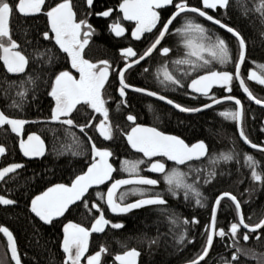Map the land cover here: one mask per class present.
Listing matches in <instances>:
<instances>
[{
  "label": "snow or ice",
  "instance_id": "obj_1",
  "mask_svg": "<svg viewBox=\"0 0 264 264\" xmlns=\"http://www.w3.org/2000/svg\"><path fill=\"white\" fill-rule=\"evenodd\" d=\"M87 9L85 10V18L78 20L77 12L74 11L72 0H52L51 5L46 4V0H0V62L2 67L10 74H21L26 72L29 66V58L21 50L19 43L13 39L11 34L10 21L14 13H19L21 16H37L43 13L47 17V27L43 32V38L48 41L54 39V46H58L60 52L66 54L65 60L70 63V68L61 70L58 73H53L54 78L48 81V95L55 101V106L51 108V120L58 121L63 125L70 127L74 124L73 112L77 110V105H86L95 112L100 113L104 117V121L108 120L109 111L105 107L106 101L102 98V90L109 83L110 74H115L118 77L119 96L125 97L126 90L131 88L137 93H146L148 96H155L161 101L172 105L180 112H200L203 109L211 108L213 104H220L223 101H234L235 110L226 109L219 113L225 119H230L236 122L239 128V137L244 144L249 145L253 149H259L264 152V147L253 143L243 130V106L240 99L231 95L233 91L234 80L239 81V87L246 94L249 100H253L257 105L264 106V100L257 98L250 89L246 86L245 80L242 78L241 66L247 59V40L237 29L223 23L220 19L214 18L206 10H227L231 6V0H200L201 6H191L188 0H121L118 5L119 13H122V20L130 22L131 37L136 41H141L145 34H152L154 30V39L146 47L142 54H138L133 50V47H125L121 49V56L126 61L128 58H136L130 63H125L123 68L113 70L112 65L108 60H99L92 62L84 56L85 49L90 43V37L95 33L93 25L88 23L87 16L95 14L99 17L108 18L113 13V8L108 7L106 10L93 13L94 0H85ZM236 5L243 8L244 15H247L251 9L241 0H236ZM169 6L174 8V11L166 19L162 15V11ZM260 13L261 25L264 26V0L255 9ZM195 14L199 18L210 21L213 25H218L220 29L230 33L237 42V53L233 56L232 50L228 42L221 36L210 33L209 29L204 24L196 22L189 18L186 14ZM184 15V24L175 29V33L184 41L186 51L181 58H178L171 63L175 66L187 65L188 69L184 71V76L190 77V83L184 84L173 71L169 70L168 64H163L158 69L157 78L165 87L176 86L180 88L186 87L191 92L207 97L212 103H205L202 108L185 107L179 103H175L172 99H168L164 95H158L153 91H148L142 87H133L126 81V72L132 68L133 64L139 65L146 58H151L155 52L163 57H167L171 49L162 45L171 31L170 26L177 20L178 17ZM109 29L117 37H123L126 28L122 26L118 17ZM264 37V32L261 33ZM146 38V37H145ZM41 55H47L48 61L58 58L57 54L51 49L46 50ZM138 57V58H137ZM233 64L234 72L229 70H213L215 65L226 66ZM260 69L257 71L249 70L247 79L255 81L260 85H264V64L256 66ZM78 73V78L73 73ZM179 70V68H177ZM203 70V74H197L192 77V73H199ZM148 71V69H145ZM162 77V79H160ZM25 83H34V80L29 77L27 81L21 80L20 87ZM214 86H219L221 89L229 93L218 99L214 95H210V91ZM24 91H19L17 95L21 98L25 96ZM8 99L9 97H5ZM9 108H22V104L13 100ZM63 118V119H62ZM136 117L129 114L127 121L132 122L130 131L125 133L128 145L138 153H142L143 157L148 158V171L162 174L164 183L168 186V191L173 195H177V191L183 189L185 198L189 193L196 197V204L204 207L202 193L198 187L192 183H187V173L182 172L177 167L166 169L165 163L156 161L152 162L153 157H166L168 161L174 162L175 165H184L188 161L199 160L207 154V146L204 141H198L189 146L183 139L175 135H166L158 131L155 127H144L136 123ZM30 121L21 118H11L5 111L0 110V127L5 125L10 126L12 133L21 136L24 126ZM91 122L80 125V132L84 133L87 127H90ZM264 130V129H262ZM101 136L105 140L112 139V129L110 125H105L102 122L99 126ZM80 144V141H76ZM88 143H91V162L86 171L75 175L70 184L57 183L48 187L39 195H35L30 202V211L38 217L44 224L51 225L54 220L63 217L70 210V206L75 205L80 201L89 208V203L85 194L89 188L93 186L103 185L106 182H111L107 188L106 205L107 209L115 215L127 214L134 209L149 205H166L167 201L155 194L149 198H144L148 189L136 186H156L159 181L157 179L148 178L140 175V165L146 161L137 159L134 161L124 160L121 162V171L128 173V178L114 179L113 172L115 169L109 163V157L112 152L107 149L98 148L92 142V137H88ZM19 149L23 156L28 158L40 157L44 155V141L39 135L29 134L26 139L21 138L19 141ZM5 153V148L0 146V155ZM77 154V153H74ZM233 153H221L219 157H212L210 164L215 165L219 159L225 161L232 160ZM245 165L251 167V179L253 181L262 182L264 186V174L257 171V162L254 158L245 153ZM24 166L19 163H11L6 167L0 168V180H4L9 173H15L18 169ZM216 175L215 171H209L205 178V183H211V178ZM131 185L128 191L119 193V202L117 201V190L122 186ZM97 198L101 201L105 200L103 193L97 192ZM129 195L140 196V199L131 203H123ZM227 197L235 206L236 218L231 222L227 230L224 227L217 228V212L222 200ZM16 201L7 199L0 195V205H12ZM95 209L98 216L94 215L91 227H85L78 223L68 222L63 224V239L62 251L64 254L63 264H102V256L108 252L106 246L101 245L99 250L90 253L89 238L93 233L105 232V226L111 225L113 229H121L124 227L122 223H113L105 218L104 209L100 204L92 203L89 210ZM175 223V219H172ZM185 224L189 221L185 220ZM190 223L199 224L200 221L192 218ZM246 230V231H244ZM259 230V233H258ZM0 233L6 238L7 248L11 253V260L15 264H20L18 255L17 243L13 233L7 228L0 226ZM206 241L202 248V252L189 264H207L210 250L214 245V237H219L224 240L226 237L231 240V244L226 245L233 248L231 258L221 257L222 264H242L241 257L257 260V264H264V259H261L254 249H245L240 246V238L246 243L252 236H255L259 241L264 238V218L259 222L250 225L246 222L241 211V203L235 195L230 192H223L217 196L211 206V221L210 225L205 226ZM185 236L181 235L178 242H183ZM194 241H188L193 243ZM151 243H156L155 240ZM87 254V255H86ZM140 252L135 249H126L122 253L115 254L113 264H137V257Z\"/></svg>",
  "mask_w": 264,
  "mask_h": 264
},
{
  "label": "trees",
  "instance_id": "obj_2",
  "mask_svg": "<svg viewBox=\"0 0 264 264\" xmlns=\"http://www.w3.org/2000/svg\"><path fill=\"white\" fill-rule=\"evenodd\" d=\"M241 2L251 9L247 15H244L243 8L236 5V0H231V6L227 10H220L216 16H219L220 19L222 16L224 23L240 31L246 38V62L253 58H264V37L261 36L264 26L261 25L260 13L255 10L261 0H241ZM72 3L75 12H80L85 16L87 9L85 0H72ZM111 3L113 0H94V9L107 8ZM198 20L201 23H206L202 19L198 18ZM92 21L100 28L101 33L96 40L91 41L84 54L90 59L104 58L110 61L115 52L116 42L105 33L103 21L95 20L93 17ZM42 27L43 22L40 17L21 19L19 28H17L18 36L23 47L31 52L30 63L25 73L11 81H4L0 86V101L3 111L10 117L34 121L33 130L41 136L45 144V153L39 160L28 162L24 169L18 171L15 177L10 178L0 187L1 190L10 192L11 197L16 201L14 206L0 208V225H4L13 233L22 263L61 264L58 245L61 240L62 223L71 220L88 227L92 223L94 215H97L94 209L89 210L94 201L102 206L108 220L122 223L124 227L113 229L110 225L105 226V232L91 236L90 249L104 245L108 249L107 253L113 255L129 248H135L140 252L137 264H179L194 259L202 250L203 242L198 236L205 234V229L201 225L200 227L196 226L193 239L190 224L191 214L194 211L193 194L189 193L185 198L184 191L181 189L177 191L176 196H173L168 191V186L162 177L159 178L158 185L147 188V195L159 194L162 196L167 201V204L163 206L149 205L127 214L111 215L106 209L104 200H99L96 195L97 192L105 194L110 184V182H106L89 190L85 195L89 208L79 202L70 207L62 220L53 221L51 225H43L28 211L29 201L34 194L54 183H69L75 175L86 169L90 163L91 155L90 143L87 142L89 136L92 137V142L98 148H105L112 152L114 179L128 176V173L120 170L121 162L143 159L141 155L129 149L124 139V134L132 125V122L127 121L129 114L137 118L136 123L148 124L164 132L179 135L187 143L197 140L205 142L207 154L202 161L195 163L196 168L193 172L190 168L191 163L179 167L182 172L187 173V183H194L198 187L202 193L203 201L206 193L212 197L229 186H235L239 174L232 165V168L230 166L222 167L220 159L215 165L205 161L212 157H219L224 144L237 142L234 135V121L219 115V109L222 106L186 115L164 103L137 93H130L126 99H120L117 96L114 98L117 82L114 75H110L109 83L103 90L104 97L108 99L107 101L104 98L105 107L109 111L108 121L112 129V139L105 140L100 137L96 131V124L103 116L86 105H79L77 106L78 111L74 110L72 114L76 125L74 127L50 120V112L54 103L47 94L50 91L48 81L50 78H54L53 73L67 68L68 63L65 60V55L60 53L52 42L46 41L41 36ZM208 27L229 40L230 49L234 52L235 57L237 47L234 41L212 24ZM170 42L171 40H168V43ZM48 49L57 54L58 58L49 62L47 55H41ZM29 77L34 80V83H25L23 87H20V81H27ZM153 90L155 89L153 88ZM19 91L26 93L23 98L17 95ZM163 94L185 107H198L209 101V99L201 97L193 98L187 94L186 90L183 92V97H174L168 92ZM13 100L21 103L22 108H9L8 105ZM88 122H91L92 126L85 129L86 136L80 132L79 126ZM77 140L81 143L77 144ZM209 171H215L216 175L211 178V183H205ZM141 173L143 174L140 169ZM126 186L118 190L116 197L118 202L119 193L126 191ZM135 198L129 195L123 203H128ZM201 210L199 207L195 212L200 224L204 223L207 214L205 210L204 213ZM172 219H175L176 222L172 223ZM185 220H188L189 223L185 224ZM181 235L185 236V240L178 242ZM190 238L194 241L193 243H188ZM153 240L156 243H151ZM175 240H177V244ZM230 251L229 247L222 245L221 242L214 243L211 250L212 262H207V264L221 261L222 256L228 259Z\"/></svg>",
  "mask_w": 264,
  "mask_h": 264
},
{
  "label": "flooded vegetation",
  "instance_id": "obj_3",
  "mask_svg": "<svg viewBox=\"0 0 264 264\" xmlns=\"http://www.w3.org/2000/svg\"><path fill=\"white\" fill-rule=\"evenodd\" d=\"M120 2H121V0H113V3H111L109 5V7L113 8V13L108 18L99 17V16H96L95 14L87 16L88 23L93 25V27L95 29V33L90 37V43L87 47H89L91 44V41L96 40L101 33L100 28L94 24V21H92V17L95 20H100V21L104 22L105 33L107 35H109L116 42L115 52L109 61L112 65L113 70L118 69V68H123L126 62L130 63V62H132V60L136 59V58H128L126 61L124 58H122V56L120 54L121 49H123L125 47H133L134 51H137L138 54H142L143 51L146 50V47L151 42V40L154 39L155 34H157L156 31L154 30V32L152 34H145L146 38L142 37L141 41L134 40L131 37V28L133 27V25L128 21H123L122 20V13H119L118 5ZM177 2H178V0H177ZM188 2L194 6H201L200 0H188ZM51 3H52V0H46V4L51 5ZM86 6H87V4H86ZM107 8L98 9V10L93 8V10H91V11H93V13H95V12H100V11L106 10ZM220 10H222V9L218 8L215 11L209 9L206 11H208L209 14L215 16V15L219 14ZM74 11H75V9H74ZM173 11H174V8L169 6L166 10L162 11V15L166 19L168 16L171 15V13ZM77 15H78V20L85 18V16L83 14H81L80 12H77ZM187 16L190 18L192 17V16H189L188 14H187ZM28 17L32 18L33 16L25 17V16H21L19 13H14L12 18H11V21H10V26H11V34H12L13 39H15L19 43L21 50H23V52L29 58L31 52L29 49L23 47V45L21 44V39L18 36V31H17V28H19L21 19H25ZM35 17H40V19L43 22V27L41 29V36L43 37V32L46 30V27H47V17L43 13H41ZM118 17L120 18V22H121L122 26H124L126 28V32H125L123 37L115 36V34L112 33L109 29V25H111L113 23V21H115ZM216 17L220 19L219 16H216ZM221 18L223 19L222 16H221ZM222 19H220V20L222 21ZM172 26L175 27V29L178 27H181L179 22H176V24H173ZM206 27L209 29L210 33H214V34H217V35L223 37L222 35L218 34L216 30H214L208 26H206ZM223 38L229 43L228 39H226L225 37H223ZM46 41H48V40H46ZM51 42L54 44V39ZM162 45H163V41H162ZM232 53L234 56V52H232ZM64 55L66 56V54H64ZM84 56H85V54H84ZM172 57L174 59L176 58L174 56H172ZM85 58L89 59L90 61H92L94 63L98 62L99 60H108V59H104V58L90 59L86 56H85ZM67 63H68V67L65 68L64 70H67L70 68L69 62H67ZM163 64H165L164 57L161 56L159 54V52H155L151 58H146V60L141 61L139 65L133 64L132 68L129 69L128 72H126V81L129 84H131L133 87H142V88H147L150 90H153V88H154L155 90H159V92H162V93L168 92L170 95H173L174 97H183L184 96L183 92L185 90H187L186 87L184 89L180 88V87H176V86L165 87L164 84L160 83V80L157 78V74H158V69ZM258 64H264V58L258 57V58H253L252 60H248L247 65L250 67H248L245 70L242 69L241 72L243 74V79L245 80V84L250 89V91L257 98L264 100V85H260L254 81L247 79L248 72H249L248 70L251 68H254L258 74L260 73V69L256 67ZM145 69H148V71H145ZM175 69L176 70L174 71V73L179 78H181L182 81L184 82V79H187L188 77L184 76V74L181 73L183 68L181 67V71L177 70V68H175ZM169 70H170V68H169ZM73 73L78 78V73H75L74 71H73ZM21 74L12 75L10 73H7L6 69L2 67V62H0V86L4 81H11L12 79H15L17 76H19ZM110 75H114L115 79L117 81L116 82V89L114 90V92H115L114 98H116V96H117L120 99H126V97L130 93H136L129 88L128 90H126V96L120 97L119 91H118V88H119L118 77L115 74H110ZM160 79H162V77H160ZM188 81H190V79ZM187 82H184V84L186 85ZM103 92L104 91L102 90V98L104 99L105 97L103 95ZM210 95H214L219 99V98H222L223 96L229 95V93H227L226 91L221 89L219 86H214L213 89L210 91ZM231 95L240 99L242 102L243 114H244L243 115V130H244V132L247 134L248 138L253 143L259 145L260 147H264V130H262V129H264V108L255 105L254 103H252L247 98V96L244 94V92L239 87V81L234 80L233 91H232ZM190 96H192L193 98L201 97V98L208 99L207 97L201 96L199 94H191ZM105 99L108 101L107 98H105ZM0 100H1V96H0ZM54 102L55 101L53 100V103ZM208 102H211V100L209 99ZM225 104L228 105V109L235 110V106L233 104L226 103V102H225ZM54 105H55V103L53 104V106ZM222 105H224V103L214 105L209 109L217 108L218 106H222ZM0 110H3V106H1V101H0ZM224 110H226V109H224L222 106V108L219 109V113L224 111ZM11 118H14V117H11ZM235 126H236V122L234 121V128H235ZM33 127H34V121L31 120V123H28L24 126V129H23L21 136H17L14 133H12L6 125L3 127H0V146L5 148V153L3 155H0V168L7 166L11 163H19L25 167V165L28 162H30L32 160H39L40 159V157H33V158L26 159L22 156L21 152L18 149V142L20 141V139L21 138L25 139L27 137V135L33 134V132H34ZM222 153H225V154L233 153L234 154V158L232 160L225 161L223 159H220V161L222 162V167L226 166V168H228L230 166V168H232L231 165L235 167V170L237 171V173H239L238 179L236 181V185L233 187L229 186L226 189H223L221 192L220 191L217 192L215 194V196H212V197H210L208 195V193H206L205 197H204L205 200L203 201L205 204L204 207H200L196 204V197L193 194V209H194V211H192L190 221L192 218L199 220L198 216L195 215V212L197 211V209H199V207H200V209H202L201 211L203 213H204V210L205 211L209 210V211H206L207 214H206L204 223H201V224L200 223L199 224L190 223L191 228H192L193 239H194L195 232H196V230H195L196 226L200 227V225H201L202 228H205L206 225H210L211 206L213 205L215 198L223 192H230L232 195H235L237 197V199L241 203V211L245 217V220L250 225L257 223V222H259L260 219L264 218V186H262V182L253 181L251 179V167L246 166L245 160H244V154L245 153L251 155L254 158V160L257 162V171L260 172L261 174H264V152H261L258 149H251L248 146H246L243 142L238 140L237 142H231L230 144H224ZM142 158L148 159V158L143 157V156H142ZM151 159H152V162L159 161V162L165 163L166 169H170V168L174 167L173 162L168 161L166 157L157 156V157H153ZM203 159L204 158L187 162V163H191L190 168H191L192 172L196 168L195 163L202 161ZM210 159L211 158L206 159L205 161L210 163ZM145 161L146 162L144 164L140 165V169L143 172V174L141 173L140 175L148 177V178L159 180V178L162 177V174L148 172L147 168L149 167V163H148V160H145ZM187 163H185V164H187ZM181 166L177 165V168H179ZM24 167L21 169H18L15 173L9 174L8 176H6L4 178V180H1L0 181V187L3 186L10 178L15 177L16 173L18 171L24 169ZM193 175L195 176V174H193ZM58 183H65V182H58ZM69 183H65V184H69ZM54 184H57V183H54ZM54 184H51V185L47 186L46 188H48ZM126 187H127L126 191H128L133 186L127 185ZM136 187L148 188V187H153V186H136ZM45 189H43L42 191H44ZM118 190H117V192H118ZM42 191L34 194L31 197V199L35 195L41 193ZM10 194H11L10 192H7V191H4L3 189L2 190L0 189V195L4 196L7 199L14 200ZM130 196L132 197L133 195H130ZM133 197H136V198L129 201V202H133V201L141 198L140 196H138V197L133 196ZM31 199H30L29 204H28V211L30 213H31V211H30ZM79 202L80 201H78L77 203H79ZM14 205H16V203L12 204V205H4V206L0 205V208L7 207V206L8 207L14 206ZM31 215L34 218H36L33 215V213H31ZM63 217H60L58 220H54V221L62 220ZM235 218H236L235 206L232 204L230 199L225 197L222 200L221 205L218 208L217 228L224 227L227 230L228 225L231 222H234ZM37 220L40 222L39 219H37ZM200 220H201V218H200ZM66 221H68V220H66ZM66 221H64L62 223V225ZM43 225L47 226V224H43ZM0 226L5 227L4 225H0ZM244 231H246V230H244ZM258 233H259V230H258ZM93 235H99V234H93ZM91 236H90V238H91ZM214 240H221V239L219 237H214ZM221 241L225 245L231 244V240L228 239L227 237ZM89 243H90V239H89ZM239 243H240V246L245 248V249H249V248L254 249L255 252L258 254V256L261 259H264V238H262L258 241L255 236H252L250 238V240L245 243L242 239V236H241ZM61 244H62V238L59 241L58 249H59L60 254H61L60 255L61 256V264H63L64 254L62 251ZM99 247H100V245H98L97 248L90 249V253H87V254L94 253L95 251L99 250ZM17 249H18V246H17ZM229 250H232V252L234 251L233 248H229ZM232 252H231V254H232ZM231 254H230L228 259L231 258ZM18 255H19V259H20V264H23L21 261V256L19 254V250H18ZM113 257H114V254L112 255L110 253H105L102 256V264H113ZM241 261H242V264H257V260L251 259V258L241 257ZM137 263H138V260H137ZM0 264H15V261L11 260L10 254L8 252V249H7V243H6V240L4 239V236L2 235V233H0ZM84 264H86V261L84 262Z\"/></svg>",
  "mask_w": 264,
  "mask_h": 264
},
{
  "label": "bare ground",
  "instance_id": "obj_4",
  "mask_svg": "<svg viewBox=\"0 0 264 264\" xmlns=\"http://www.w3.org/2000/svg\"><path fill=\"white\" fill-rule=\"evenodd\" d=\"M191 5V4H190ZM191 6H194V5H191ZM183 15H185V14H182V16ZM187 15V14H186ZM188 15H191L192 17V19H194L196 22H199V20H198V18L199 17H197V16H195V14H188ZM211 15V14H210ZM214 18H216V19H219V18H217L216 17V15L214 16V15H212ZM190 18V17H189ZM199 19H202L203 21H205L206 23H202V24H204V26H208V25H211L212 23L211 22H209V21H207V20H204L203 18H199ZM176 22H179V24L182 26L183 24H184V17L183 18H178L176 21H174L173 22V24H176ZM199 23H201V22H199ZM213 25V24H212ZM213 26H215V25H213ZM230 26V25H229ZM216 28H218V29H220L219 27H217L216 26ZM170 29H171V31H170V33L168 34V35H166V37H165V39L163 40V46H165V47H169L170 49H171V51H170V53L168 54V56L167 57H164V59H165V63H167L168 64V67L170 68V70L171 71H175L176 69L175 68H179V71H181V67L183 68L182 69V74H184V71L185 70H187L188 69V66L187 65H181V66H175V65H173L171 62L172 61H174V60H176V59H178V58H181L182 56H183V54H184V52L186 51V49H185V47H184V41H183V39L179 36V35H177L174 31H175V27H173L172 25L170 26ZM220 30H222V29H220ZM223 31V30H222ZM223 32H225V31H223ZM226 34L228 35V37H230L233 41H234V43L236 44V47H237V42L235 41V38L232 36V35H230L229 33H227L226 32ZM168 40H171V42L170 43H168ZM229 44V43H228ZM230 46V45H229ZM56 48H57V46H56ZM59 50V49H58ZM237 50V49H236ZM233 52V51H232ZM60 53H62V52H60ZM120 54H121V52H120ZM172 56H174V57H176L175 59L172 57ZM248 67H250V66H248L247 65V62H245L242 66H241V71H242V69L243 70H245V69H247ZM213 70H229V71H232V72H234V67H233V64H228V65H226V66H221V65H215L214 66V69ZM249 70H254V71H256L254 68H251V69H249ZM248 70V71H249ZM197 74H203V70H201L199 73H192V77H194L195 75H197ZM241 74H242V72H241ZM242 78H243V74H242ZM189 79H191L190 77H188V79H184V82H187ZM188 83H190V81H188L187 82V84ZM145 89H147V88H145ZM187 89V88H186ZM148 91H153V92H156V93H158L159 95H164V96H166L165 94H163L162 92H159V91H155V90H150V89H147ZM186 92H187V94L190 96L191 94H195V93H193V92H191V91H189L188 89L186 90ZM137 93V92H136ZM138 94H140V95H143V96H146V97H148V98H151V99H154V100H157V99H155V98H152V97H150V96H148V95H145V94H142V93H138ZM168 99H171V98H169L168 96H166ZM220 99V98H219ZM157 101H159V100H157ZM174 101V100H173ZM159 102H161V101H159ZM175 102V101H174ZM212 102V101H211ZM226 103H231V104H233L234 106H235V104H234V101H225ZM225 102H223L224 103V105H222L223 106V108L224 109H228V105L227 104H225ZM161 103H163V102H161ZM176 103V102H175ZM206 103H209L208 101L206 102ZM165 104V103H164ZM205 104V103H204ZM204 104H202V105H200V106H203ZM218 105V104H217ZM200 106H198V107H200ZM53 107V106H52ZM170 107V106H169ZM236 107V106H235ZM51 113V112H50ZM183 114V113H182ZM50 116H51V114H50ZM22 119V118H21ZM50 120H51V118H49ZM30 122H31V120H29ZM138 124H143V123H138ZM143 125H147V126H151V125H148V124H143ZM151 127H154V126H151ZM156 128V127H155ZM130 129V128H129ZM128 129V130H129ZM156 129H158V128H156ZM159 130V129H158ZM34 131V130H33ZM159 131H161V132H163V133H166V134H171V135H175V136H178V137H180L179 135H176V134H173V133H168V132H164V131H162V130H159ZM34 134H36V135H39L36 131H34L33 132ZM125 135V134H124ZM234 135H235V137H236V139H237V141L239 140V141H241V139H240V137H239V135H238V131H237V127L235 126V128H234ZM40 136V135H39ZM41 137V136H40ZM181 139H183L182 137H180ZM42 139V138H41ZM125 139V138H124ZM184 140V139H183ZM185 141V140H184ZM198 141H202V140H197V141H194V142H192V143H187L186 141H185V143H187V144H189V145H191V144H193V143H195V142H198ZM242 142V141H241ZM244 143V142H243ZM45 145V144H44ZM246 145V144H245ZM247 146V145H246ZM90 148H91V146H90ZM91 153V152H90ZM42 156H40V158H41ZM205 157V156H204ZM90 162H91V155H90ZM187 163V162H186ZM90 164V163H89ZM88 164V165H89ZM87 165V166H88ZM173 165H174V167H177V165H175L174 164V162H173ZM179 166H181V165H179ZM183 166V165H182ZM3 168V167H2ZM85 171V170H84ZM79 174H81V173H79ZM73 179V178H72ZM147 189V188H146ZM106 192V191H105ZM221 192V191H220ZM104 196H105V194H104ZM149 197H151L150 195H146L144 198H149ZM92 203H97L96 201H94V202H92ZM91 203V204H92ZM104 203H105V201H104ZM106 206V205H105ZM107 209V208H106ZM108 210V209H107ZM94 211H96L95 209H94ZM206 211H209V210H206ZM108 212H109V210H108ZM110 213V212H109ZM111 214V213H110ZM99 215V213H97V215L96 216H98ZM111 215H113V214H111ZM106 218V217H105ZM107 219V218H106ZM41 222V221H40ZM68 222H73V221H71V220H68V221H66L65 223H68ZM73 223H75V222H73ZM114 223H117V222H114ZM83 226V225H82ZM62 227H63V225H62ZM62 227H61V230H60V233H61V238L63 239V234H62ZM86 227V226H85ZM91 227V224L88 226V228H90ZM205 229V228H204ZM100 234V233H99ZM93 235V234H92ZM198 238L200 239V240H202V242H203V246H204V244H205V241H206V235L203 233V234H201L200 236H198ZM5 239V238H4ZM190 241H192V239L190 238ZM221 242V244L222 245H225V244H223L222 243V241L221 240H214V243H216V242ZM175 242H176V244H177V240H175ZM226 245H228V244H226ZM214 246V245H213ZM203 248V247H202ZM129 249H131V248H129ZM212 249H213V247H212ZM211 249V250H212ZM211 250H210V254H209V257H207L206 259H207V262H212V258H211ZM202 252V250L200 251V253ZM230 252H232V250L230 251ZM119 253H122V252H119ZM199 253V254H200ZM116 254H118V253H116ZM231 254V253H230ZM115 255V254H114ZM140 257V256H139ZM196 258V257H195ZM194 258V259H195ZM139 259V258H138ZM137 259V260H138ZM193 260V259H192ZM192 260H189V261H192ZM189 261H186V262H189ZM182 263H185V262H182ZM182 263H179V264H182ZM202 263V262H201ZM213 264H222V260L221 261H215Z\"/></svg>",
  "mask_w": 264,
  "mask_h": 264
},
{
  "label": "water",
  "instance_id": "obj_5",
  "mask_svg": "<svg viewBox=\"0 0 264 264\" xmlns=\"http://www.w3.org/2000/svg\"><path fill=\"white\" fill-rule=\"evenodd\" d=\"M118 10H119V8H118ZM210 22V21H209ZM215 26H217V27H219L218 25H215ZM223 31H225L226 32V30H224V29H222ZM230 34V33H229ZM231 35V34H230ZM57 48H58V46H57ZM59 49V48H58ZM60 51V50H59ZM69 66H70V63H69ZM7 71V70H6ZM72 71H74L75 72V70H72ZM12 75H18V74H12ZM255 82V81H254ZM131 89V88H130ZM132 90V89H131ZM189 91H191L190 89H188ZM133 91V90H132ZM135 92V91H134ZM142 94H145V95H147L146 93H142ZM195 94H197V93H195ZM245 94V93H244ZM159 95V94H158ZM246 95V94H245ZM150 97H152V98H155V99H157V97H155V96H150ZM157 100H159V99H157ZM159 101H161V100H159ZM226 101V100H225ZM225 101H223V102H225ZM252 103H254L255 105H257L253 100H250ZM161 102H163V103H165L166 105H168V106H170L171 108H173V109H175L176 111H178V112H180L178 109H176V108H174L172 105H169V104H167L165 101H161ZM222 102V103H223ZM55 103V102H54ZM209 103H212V102H209ZM214 105H217V104H213V106ZM55 106V105H54ZM53 106V107H54ZM78 106V105H77ZM257 106H259V107H263L264 108V106H262V105H257ZM203 106H200V107H198V108H202ZM90 108V107H89ZM207 109H209V108H206V109H203L202 111H205V110H207ZM202 111H200V112H202ZM200 112H180V113H183V114H186V115H189V114H196V113H200ZM63 119V118H62ZM102 122H104V124L105 125H109V121L107 120V121H104V117L97 123V125H96V131H97V133L100 135V137L101 138H103V136H101V134H100V131H99V126H101V124H102ZM140 125H142V126H144V127H151V126H147V125H143V124H140ZM7 126V125H6ZM9 129H10V126H7ZM236 127H237V124H236ZM80 130V129H79ZM158 130V129H157ZM11 131V130H10ZM128 131H130V129L128 130ZM159 131V130H158ZM237 131H238V135H239V128L237 127ZM15 134V133H14ZM164 134H166V133H164ZM16 135V134H15ZM166 135H171V134H166ZM27 138V137H26ZM25 138V139H26ZM124 138H125V141H126V143H127V140H126V136L124 135ZM104 139V138H103ZM242 142H243V140H241ZM195 143H197V142H195ZM194 144V143H193ZM127 145H128V143H127ZM192 145V144H191ZM90 146H91V143H90ZM190 146V145H189ZM249 148H251L249 145H247ZM128 147H129V149L132 151V152H134V153H138V152H136L134 149H132L131 148V146L130 145H128ZM18 149H19V142H18ZM101 149H105V148H101ZM251 149H253V148H251ZM259 150V149H258ZM19 151H20V149H19ZM21 152V151H20ZM21 154H22V152H21ZM138 154H140V155H142L143 156V154L142 153H138ZM22 156H23V154H22ZM24 158H26V159H29L28 157H25V156H23ZM201 158H204V157H201ZM200 158V159H201ZM91 159H92V157H91ZM111 159H112V156L111 157H109V163H111L112 164V162H111ZM154 162H156V161H154ZM189 162V161H188ZM8 166V165H7ZM112 166H113V168H114V165L112 164ZM4 167H6V166H4ZM88 167V166H87ZM87 167H86V169H85V171L87 170ZM148 169V168H147ZM148 171V170H147ZM148 172H150V171H148ZM150 173H153V172H150ZM9 174H12V173H9ZM8 174V175H9ZM125 178H128V176H125V177H120V178H117V179H125ZM74 179V178H73ZM1 181V180H0ZM71 182V181H70ZM111 183V182H110ZM70 184V183H69ZM53 186V185H52ZM110 186V184L108 185V187ZM51 187V186H50ZM96 187H98V186H93V187H91V188H89V190L90 189H92V188H96ZM107 187V188H108ZM123 187V186H122ZM47 189V188H46ZM45 189V190H46ZM44 190V191H45ZM43 192V191H42ZM40 194V193H39ZM39 194H37V195H39ZM106 194H107V189H106V192H105V205H106ZM78 202V201H77ZM76 202V203H77ZM134 202V201H133ZM129 203H131V202H129ZM2 206H4V205H2ZM71 207V206H70ZM106 208H107V205H106ZM109 212L111 213V214H113L110 210H109ZM34 215V214H33ZM113 215H115V214H113ZM121 215V214H120ZM35 216V215H34ZM37 219H39L38 217H36ZM59 219V218H58ZM42 222V221H41ZM43 223V222H42ZM44 224V223H43ZM62 234H63V227H62ZM93 234H99V233H93ZM3 235V234H2ZM92 235V234H91ZM5 238V237H4ZM90 239V238H89ZM5 240H6V238H5ZM6 243H7V241H6ZM8 249V248H7ZM8 252H9V254H10V257H11V253H10V250L8 249ZM137 259H138V257H137ZM190 262V261H189ZM189 262H185V263H182V264H189Z\"/></svg>",
  "mask_w": 264,
  "mask_h": 264
}]
</instances>
